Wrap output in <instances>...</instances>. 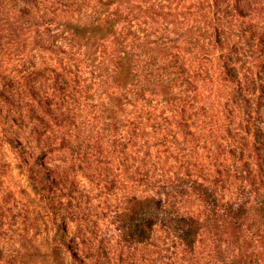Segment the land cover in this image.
Returning <instances> with one entry per match:
<instances>
[{"label":"rangeland","instance_id":"1","mask_svg":"<svg viewBox=\"0 0 264 264\" xmlns=\"http://www.w3.org/2000/svg\"><path fill=\"white\" fill-rule=\"evenodd\" d=\"M96 3L0 0V264H264L254 210L239 228L212 216L192 254L161 223L147 242L122 238L136 200L207 214L194 179L256 206L264 0H128L134 71L155 55L153 69L172 62L187 79L151 107L132 106L130 87L116 98L109 55L72 40L68 21Z\"/></svg>","mask_w":264,"mask_h":264},{"label":"trees","instance_id":"2","mask_svg":"<svg viewBox=\"0 0 264 264\" xmlns=\"http://www.w3.org/2000/svg\"><path fill=\"white\" fill-rule=\"evenodd\" d=\"M127 3L128 0H97L92 7L91 14L86 12L80 19L69 20L67 26L72 40L76 44L83 45L87 54L98 58L102 53L109 55L117 81V86L112 92L116 98L123 96L120 89L130 87L126 90V96L129 97L132 106L151 107L152 102H161L171 87H181L186 84L187 79L182 70L175 68L176 65L173 66L172 62L153 69L152 65H157L160 59L155 55L152 56V63H149V66H142V68L146 67L148 75L141 76L134 71L132 59L133 56H137L136 63L141 66L143 42L135 32V55L127 51V40L130 34L129 21L124 12ZM114 5L115 10L102 19V14L108 13ZM122 23L125 25L118 31L117 26ZM224 68L235 73L237 69L234 59L226 57ZM231 78L234 80L236 77ZM254 137L260 150L264 151V128L262 126L254 130ZM258 167L260 175L256 179L255 207L249 209L245 203L239 205V201L227 200L226 195L220 193L212 183L194 179L190 187L206 205L207 214L204 213L201 217L194 213L172 211L164 200L154 197L136 200L131 210L125 214V225L122 227L123 240L134 243L147 242L155 225L161 223L180 240L184 252L192 254L201 230L209 226L212 216L230 217L232 225H238L239 228V221H247L248 214L254 210L264 223V164L259 163Z\"/></svg>","mask_w":264,"mask_h":264}]
</instances>
